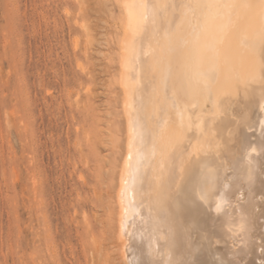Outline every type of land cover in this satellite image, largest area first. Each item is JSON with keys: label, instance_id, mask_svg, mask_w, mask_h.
I'll list each match as a JSON object with an SVG mask.
<instances>
[{"label": "bare ground", "instance_id": "bare-ground-1", "mask_svg": "<svg viewBox=\"0 0 264 264\" xmlns=\"http://www.w3.org/2000/svg\"><path fill=\"white\" fill-rule=\"evenodd\" d=\"M118 1L124 264H214L219 250L233 264L256 255L264 264L258 0ZM207 181L217 186L215 204L203 194Z\"/></svg>", "mask_w": 264, "mask_h": 264}, {"label": "rangeland", "instance_id": "rangeland-1", "mask_svg": "<svg viewBox=\"0 0 264 264\" xmlns=\"http://www.w3.org/2000/svg\"><path fill=\"white\" fill-rule=\"evenodd\" d=\"M121 15L118 0H0V264H124Z\"/></svg>", "mask_w": 264, "mask_h": 264}, {"label": "snow or ice", "instance_id": "snow-or-ice-1", "mask_svg": "<svg viewBox=\"0 0 264 264\" xmlns=\"http://www.w3.org/2000/svg\"><path fill=\"white\" fill-rule=\"evenodd\" d=\"M252 3H253V0H243L242 5L245 7H248V6H251ZM256 4L261 10L262 21H264V0H258ZM227 6H231V5H227ZM261 46L262 48H264V30L261 31Z\"/></svg>", "mask_w": 264, "mask_h": 264}]
</instances>
